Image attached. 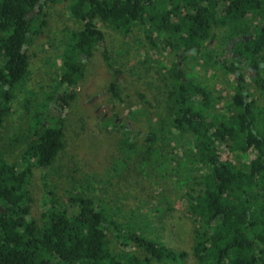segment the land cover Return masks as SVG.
<instances>
[{
    "label": "trees",
    "instance_id": "obj_1",
    "mask_svg": "<svg viewBox=\"0 0 264 264\" xmlns=\"http://www.w3.org/2000/svg\"><path fill=\"white\" fill-rule=\"evenodd\" d=\"M56 1L62 0H0V129L12 112L15 91L28 79L27 46L43 33L44 8ZM68 13L83 28L65 41L59 85L37 111L21 163H8L0 149V264H189L190 255L195 264H264V107H255L246 82L249 78L264 97V0H71ZM97 19L124 35L142 25L154 45H163L180 62L190 58L196 67L220 66L234 75L235 92L220 114L205 84L180 72L176 62L165 116L156 117L146 136L148 155L160 153L155 145L168 141L173 131L193 137L187 161L201 176L199 191L191 187L184 195L194 223L190 253L134 231L131 224H119L85 196L72 195L60 204L49 186L46 170L65 146V118L55 116L56 110L74 98L85 76V59L100 48L105 65L119 74L107 48L100 47L105 34ZM222 27L226 55L211 48ZM109 90L122 101L117 83ZM138 95L148 103L144 94ZM104 125L122 127L123 147L135 148L128 125L112 119ZM232 145L244 156L251 150L256 155L242 166L221 160L220 147ZM36 168L43 171L47 199L41 223L31 217ZM109 230L122 251L112 248ZM132 242L141 254L129 250Z\"/></svg>",
    "mask_w": 264,
    "mask_h": 264
},
{
    "label": "rangeland",
    "instance_id": "obj_2",
    "mask_svg": "<svg viewBox=\"0 0 264 264\" xmlns=\"http://www.w3.org/2000/svg\"><path fill=\"white\" fill-rule=\"evenodd\" d=\"M70 2L62 0L46 5V27L27 46L28 79L22 89L15 91L12 112L0 129V149L10 164L21 163L28 141L34 136L37 111L41 110L46 94L59 85L60 56L66 39L72 31L83 28L82 22L69 15ZM95 23L105 34L100 47L107 48L119 74L105 65L100 48L85 59V76L70 105L64 110L55 107V116L65 118V146L56 163L46 170L49 186L60 204H67L72 195L85 196L104 212L111 213L119 224H131L134 231L190 253L194 223L184 195L191 187L194 192L199 191L201 176L197 166L187 161L188 142L193 137L173 131L168 141L157 142L155 147L160 153L153 155H148L146 141L156 117L165 116L172 68L179 58L163 45H154L142 25L124 35L98 19ZM225 33V27L219 29L218 37L211 43L212 49L224 55ZM179 69L205 84L213 99H217L216 112L226 113L225 105L235 92L234 75H228L220 66L196 67L190 58L186 63L180 62ZM246 82L255 107H264L260 91L249 78ZM112 83L121 87L122 101L109 90ZM138 93L144 94L148 103ZM107 119L129 126L136 144L132 151L121 143L125 136L123 128L105 126ZM231 147H220L221 160L242 166L256 155L251 150L244 156L239 148ZM43 175L36 168L30 186L34 199L31 217L39 223L47 202ZM108 235L112 248L122 251L124 247L115 232L109 230ZM129 250L141 254L133 242ZM188 263L195 264L191 255Z\"/></svg>",
    "mask_w": 264,
    "mask_h": 264
},
{
    "label": "water",
    "instance_id": "obj_3",
    "mask_svg": "<svg viewBox=\"0 0 264 264\" xmlns=\"http://www.w3.org/2000/svg\"><path fill=\"white\" fill-rule=\"evenodd\" d=\"M235 41H237V39H235ZM234 41L233 42H230L229 44V48L231 49V46L233 45Z\"/></svg>",
    "mask_w": 264,
    "mask_h": 264
},
{
    "label": "flooded vegetation",
    "instance_id": "obj_4",
    "mask_svg": "<svg viewBox=\"0 0 264 264\" xmlns=\"http://www.w3.org/2000/svg\"><path fill=\"white\" fill-rule=\"evenodd\" d=\"M232 42V41H231ZM228 49H230L229 47H228ZM179 63H180V61H179Z\"/></svg>",
    "mask_w": 264,
    "mask_h": 264
}]
</instances>
